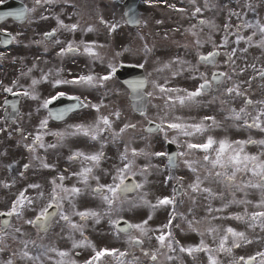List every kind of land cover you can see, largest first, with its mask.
I'll return each instance as SVG.
<instances>
[{"label": "flooded vegetation", "instance_id": "1", "mask_svg": "<svg viewBox=\"0 0 264 264\" xmlns=\"http://www.w3.org/2000/svg\"><path fill=\"white\" fill-rule=\"evenodd\" d=\"M9 0H3L7 2ZM32 8L34 0H15ZM127 0H54L52 4H44L43 0L40 6H36L33 13L28 14L26 20H21L20 23H15L10 19H5L0 22V40L7 39L4 35L5 31L11 36L15 37L12 43L8 45L0 44V211H6L12 200L19 195V192L24 190L29 184H38L40 189H28L26 195L29 197H36L42 190L43 198L37 201V209L44 206L49 198L52 185L50 181L53 177L63 173L66 177H70L64 181L68 187L76 185L83 188L84 186L77 182L75 176L71 173L78 172L81 168L79 161H71L68 157L76 150L85 153H93L98 151L104 152V158L101 159L99 167L94 169L95 175L100 177L101 183H111V174L114 171V165H119L120 153L124 151L125 145L137 150L146 149L147 151L159 152L169 151L175 148L170 146L163 140V134H147L144 129L147 123L143 117L132 110L131 100L129 98V88L124 82L128 79L133 80L138 77V65L145 64V68L141 69L143 76L151 73L150 80H156L163 84L167 79L169 86L192 89L194 84L185 79L187 73L174 76L175 82H170L169 71L167 69L172 67V74L179 68L176 63L178 59L191 61L193 64L197 61V49L194 46L195 39L193 32L201 41H205L203 46L199 49L200 53L207 55L213 50L212 41L217 45L221 43L224 35V24L229 21V12L235 10L237 12L244 11L247 13L246 19L255 20L257 17L264 22V0H252L258 7L254 11L242 9L240 4L244 0H215V7L206 8L205 0H135V3L126 4ZM174 5L175 7H171ZM125 6L128 7L129 14L135 15L141 20L139 25L127 24L124 17ZM200 7L201 12L195 13V8ZM183 9V11H179ZM131 10V11H130ZM195 13V15H194ZM41 16L47 19H41ZM57 17L66 25L74 23L79 24V28L75 31H69L60 28L57 23ZM100 17L109 23H117L119 27L115 31H109L108 27L100 23ZM200 20H206L214 23L217 27L210 28L208 24L201 25ZM240 21L235 17H231L232 30L235 31V25ZM193 25L196 27L193 28ZM91 27L92 31H87ZM57 29L56 35L52 39L45 40L44 34ZM244 36L251 35V30H243ZM4 35V37L2 36ZM211 37V41H209ZM235 39V37H231ZM259 37H254V40ZM60 40L57 44L55 41ZM69 42L78 45L80 50L76 53H66L59 55L61 48H66ZM83 42V43H82ZM93 45L94 51L99 58H93L83 51V45ZM145 45L150 49L145 53ZM235 46V45H232ZM240 48L247 47L243 42L239 45ZM221 53L225 49H219ZM230 50V48L228 49ZM119 54V55H117ZM237 55H240L238 52ZM245 55L247 63H255L257 68L264 65V50L258 47H250ZM225 57H218L220 65L224 64ZM245 59L237 60L240 67L244 66ZM114 64L117 68L116 74L112 79L107 81L104 86L88 87L83 85L73 84H55V80H72L74 77L81 75L92 74L100 77L107 75L111 69L109 64ZM169 65V67H165ZM31 69V72H29ZM227 71L226 67L213 69L209 66H201V71H206L211 77L212 71ZM43 74H48L47 79H41ZM254 75L251 68L247 72L240 74L239 77H234L237 82L246 81ZM33 79L40 81L35 85V91L38 96L37 100H33L24 96H13L11 93H5V87H12L13 91H23L25 89L31 91V82ZM15 82V83H14ZM229 83L221 85L220 91L223 92L224 87L229 86ZM261 81L259 78L251 83L242 85L243 89H248L249 98L255 100L264 99V89L260 87ZM151 91V85L147 87ZM58 92H64L66 95H79L82 99L85 97L92 103L103 102L107 107L102 108L101 111L107 115L109 112L120 109L122 117L115 121L114 128L118 131L125 122L131 121L137 123L135 131L129 130L125 136L113 141L108 133H104L101 139L92 140L90 137L83 135L66 136L65 139L57 144V148L44 149L37 148V154L44 159L47 164L53 165V168H43L40 162L33 160V154L30 153L25 144H31L34 136L37 134L39 124L42 119L48 118V109L40 107L44 99L56 95ZM220 93L213 92L209 96H205L204 103L192 110L178 108V114L185 118L194 117L199 120L204 116H215L217 121L222 123V127L218 128L214 135L217 138L227 136L231 140H247L249 137L260 140L264 139V132L257 129H246L243 127H236L232 121L226 120L227 112L222 110L219 100L208 103L212 96H219ZM5 99L10 103L6 106ZM229 101V107L239 109L243 106V99L240 97H224ZM17 102V112L11 108V102ZM67 99L54 101L49 108H60L68 104ZM153 104L163 106L162 99H154ZM7 107V111L5 108ZM251 110V109H250ZM175 112V111H174ZM200 112V113H199ZM157 109L153 108L151 104L148 106L149 117L156 118ZM199 113V115H198ZM97 113L94 109L82 108L70 112L63 120L48 119L46 130H40L43 135V142L45 144L57 143L55 136L51 135L54 132L71 131L68 125L85 124L88 125L94 122ZM114 119V118H113ZM22 130V133L18 131ZM27 136V140H24ZM103 143V148H101ZM151 145V147H148ZM246 151L249 153H256L259 151V146L248 145ZM138 165H144L147 161L140 157L137 159ZM152 163L158 166L150 171L148 176L149 183L145 190L149 192L148 199L155 203L158 196L171 194V182H167V163L166 158H152ZM29 164L27 171L24 170L23 165ZM19 171L10 170L9 166ZM19 172H24L21 177ZM177 176L184 177V183L187 184L193 178L187 169L181 167L176 170ZM141 179L137 177V180ZM13 180L15 183L13 184ZM4 184L10 185L5 187ZM91 187L96 186V182L90 181ZM131 198V195H130ZM249 199L257 201L259 193L255 190L251 191L248 196ZM75 206L77 211H84L86 209H93L102 211L100 200L93 196L90 189L84 191L76 197ZM205 202H201L203 204ZM214 207L220 206V201L213 202ZM65 210L69 213L72 207L67 202L64 205ZM191 207L187 200L184 204L178 206V211L181 213H188ZM254 210L249 208V211ZM171 208L157 209L154 213L151 209L145 207L144 218L152 214V219L149 221V226L157 228L167 222L168 212ZM243 207L231 206L222 215L228 216L232 213L242 212ZM194 214L197 219L204 217L205 209L200 206L194 209ZM26 218H34V212L28 211ZM6 217L0 216V220ZM75 223H81L78 216H72ZM134 222L139 221L136 215L131 217ZM15 225L17 222L12 220ZM174 224H180L179 228L174 229L176 240L182 245L199 244L201 237L196 233L187 229V225L180 219L173 221ZM214 225H219L221 228L233 227L237 231H244L246 235L253 240L252 244L243 245L240 248L233 249L231 255L220 253L217 256L220 264H233V260L240 256H249L255 254L257 251L264 250V240H258L257 237H264V232H261L257 227L254 230L248 228L247 224L242 221L234 219L215 220ZM23 231L26 233L25 239L34 240L36 243H43L49 246H55L60 250H70L73 258L78 264H84L93 254L92 248L80 247L72 249V240L79 241L83 237L95 245L97 249L100 248H120L121 250L128 247L125 243V237L120 236L116 239L111 230V225L106 216L102 217L97 223L93 219H88L84 222L83 237L80 232H72L69 238L70 229L63 222L57 223L53 221L49 231L45 233H37V230L30 225H22ZM203 227V226H202ZM184 229V231H181ZM149 235H152L151 233ZM205 242L212 247L213 243L211 236L204 237ZM6 243L8 248L0 253V260L6 261L11 253L15 251L19 245L17 241L7 238ZM158 247L154 236L152 239L148 237L143 238V248L146 250H154ZM135 254L141 257L142 264H149V260L143 257L139 249H131ZM78 253V255H77ZM181 257L183 264H209L207 254L198 253L193 257L186 253H176ZM130 258V257H129ZM163 257L160 260L163 261ZM181 260L174 261L173 264H181ZM16 264H23L22 261L17 260ZM104 264H114L110 258H104Z\"/></svg>", "mask_w": 264, "mask_h": 264}, {"label": "snow or ice", "instance_id": "2", "mask_svg": "<svg viewBox=\"0 0 264 264\" xmlns=\"http://www.w3.org/2000/svg\"><path fill=\"white\" fill-rule=\"evenodd\" d=\"M3 0H0L2 3ZM54 0H43L44 4H52ZM150 2V0H145ZM42 0H34V6L29 8L27 6L9 10L0 13V20L6 17H14L17 20H26L28 14L35 12L36 6H40ZM239 4V0H238ZM215 0H205V7H215ZM171 7H175L172 5ZM242 9L254 11L258 5L252 0H244L240 4ZM131 11V10H130ZM183 11V9H179ZM200 7L195 8V13H200ZM194 13V15H195ZM247 13L244 11L237 12L231 10L229 12V21L224 24L221 43L216 44L212 41L213 50L207 55L200 53L199 49L203 46L205 41H201L197 33L192 35L197 37L194 46L197 49V61L193 64L191 61L178 59L176 63L179 68L173 72V76L187 73L185 79L194 84L192 89L171 87L166 79L163 84L156 80H150L151 73L147 75L126 81L131 89L132 110L138 112L147 127L144 131L147 134H163V140L170 146L175 148L169 151H147L146 149L137 150L125 145L124 151L120 153L119 165H114V171L111 174V183H101L100 177L95 175L94 169L99 167L101 159L104 158V152L98 151L93 153H85L80 150L72 152L68 157L71 161H79L81 168L78 172L71 173V176L77 178V182L84 187H77L75 184L68 187L64 184L66 177L63 173L53 177L50 181L52 188L49 193L47 203L37 209V201L43 198V191L41 190L36 197H29L26 195L28 189H40L38 184H29L24 190L19 192V195L12 200L10 207L6 211H0V216L6 219L0 220V253H3L8 245L7 238L17 241L19 247L11 253L9 258L4 261L0 260V264H16L17 260L23 264H78L73 258L70 250H60L55 246H49L43 243H36L34 240L25 239L26 233L23 231L22 225L33 226L37 233H47L55 220L57 223L63 221L70 229L69 238L72 232H80L83 237L84 222L88 219H93L99 223L100 219L106 216L111 225V230L116 239L123 235L127 248L121 250L120 248H100L97 249L87 237L76 241L72 240V249L80 247L92 248L93 254L90 258L84 261V264H104V258H110L114 264H142L141 257L135 254L131 249H139L143 257L148 258L149 264H173L174 261L181 260L176 253L184 254L195 259L196 254L205 253L208 257L209 264H220L217 259L218 254L224 253L231 255L233 249L240 248L246 244H252L250 239L244 231H237L233 227L221 228L219 225H214L215 220L234 219L242 221L247 224L248 228H260L264 232V139L256 140L249 137L247 140H231L227 136L217 138L214 132L222 127V123L217 121L215 116H204L199 120L194 117H183L174 115L177 107L192 110L200 107L204 103V97L211 95L213 92L220 93L219 96H212L208 103H213L219 100L222 110L227 112L226 120L232 121L236 127H243L246 129H257L264 132V99L253 100L248 96V89L242 90L243 84H248L249 88L253 80L259 78L261 81L260 87L264 89V65L257 68L256 64H248L245 55L250 47H258L264 50V22L259 17L255 20L246 19ZM126 23L132 25H139L141 20L135 15L129 16L126 12ZM235 16L240 22L235 25V31L232 30L231 17ZM41 19H47L41 16ZM57 23L60 28L75 32L79 28L78 23L66 25L57 17ZM100 23L108 27L109 31H115L119 25L117 23H109L103 17H100ZM201 25L208 24L210 28L215 29L217 26L206 20H200ZM196 26L193 25V28ZM251 30V35L244 36L243 30ZM89 27L87 31H92ZM57 29L44 34L45 40L52 39L56 35ZM7 39L0 40V44L8 45L12 43L15 37L4 33ZM259 39L254 40V37ZM235 37V39H231ZM211 41V37H209ZM57 44L60 40L55 41ZM243 42L247 47L240 48L239 45ZM83 43V42H82ZM235 45V46H232ZM225 49L223 53L219 49ZM230 48V50H228ZM80 50L78 45L69 42L66 48H61L59 55L66 53H76ZM83 51L93 58H99L94 51L93 45L84 44ZM145 53L150 49L145 45ZM240 55H237V53ZM3 53H0L2 56ZM119 55V54H117ZM225 57L224 64L220 65L218 57ZM245 59L243 67L237 64V60ZM211 66L213 69L226 67L227 71H212L211 77L206 71H201V66ZM139 68L144 69L145 64L138 65ZM169 67V65H165ZM111 71L104 76H94L92 74L81 75L74 77L72 80H55V84H73L83 85L88 87L104 86L105 83L112 79L116 74L117 68L114 64H109ZM251 68L254 75L246 81H239L234 77H239L240 74L245 73ZM31 72V69H29ZM48 74H43L41 79H47ZM40 81L33 79L31 82V91L25 89L23 91H13L12 87H5V93H11L13 96L29 97L37 100L38 96L35 91V85ZM229 86L224 87L223 92L220 91L221 85L229 83ZM15 83V82H14ZM151 85V91L147 87ZM224 97H240L243 99V106L239 109L229 107V101ZM69 101L64 107L49 108L54 101L61 99ZM154 99H162L163 106L153 104ZM5 105L10 102L5 99ZM157 109L156 118L153 119L148 115V106ZM40 107L48 109V118L42 119L39 124L37 134L34 136L31 144H25L27 150L33 154L32 159L40 162L43 168H53V165L47 164L42 157L37 154V148L48 149L57 148V144L65 139L66 136L83 135L90 137L92 140H99L104 133H108L113 141L121 138L129 130L135 131L137 123L131 121L125 122L123 126L116 131L114 123L120 120L122 112L120 109H115L105 115L101 109L107 107L101 101L100 103H92L86 97L84 99L79 95H66L64 92H58L50 98L44 99ZM11 108L17 112V102H11ZM82 108L94 109L97 116L94 122L85 124L68 125L71 131L54 132L51 135L55 136L57 143L45 144L43 142V135L40 130H46L48 119L63 120L70 112ZM251 109V110H250ZM7 111V107L5 108ZM114 118V119H113ZM2 131V129H0ZM18 131L22 133L21 129ZM27 140V136H24ZM248 145L259 146V151L256 153H249L246 151ZM151 147V145H148ZM103 148V143H101ZM143 157L147 162L144 165H138L137 159ZM166 158L167 163V182H171V194L158 196L153 203L148 199L149 192L145 190L149 183L148 176L153 168L158 166L152 163V158ZM29 164H24L25 171L29 169ZM181 167L191 173L192 179L189 183H184L183 176H177L176 170ZM10 170L19 171L9 166ZM21 177L24 172H19ZM137 177L141 179L137 180ZM95 181L96 186L91 187L90 181ZM15 180H13V184ZM5 187H10L4 184ZM84 189H90L93 196L97 197L102 205V211L93 209H86L84 211H77L75 206V199ZM259 193V199L253 201L248 198L251 191ZM131 194V198H130ZM190 202L191 207L188 209L186 215L178 211V206ZM219 200L220 206L214 207L213 202ZM205 202L201 204V202ZM72 207L71 213L65 210V203ZM202 206L205 209L204 217L197 219L194 214V209ZM231 206L243 207L242 212L232 213L228 216L222 215ZM140 207H147L154 213L157 209L171 208L168 212L167 222L157 228L149 226V221L152 219L150 213L147 219L140 222H129L124 219L127 212ZM254 210L249 211V208ZM28 211L34 212V218H26ZM72 216H78L81 223H75ZM17 222L15 225L12 220ZM180 219L187 225V229L196 232L200 237L199 244L182 245L176 240L174 229L179 228L180 224H174L173 221ZM123 221V227H120ZM203 226V227H202ZM184 231V229H181ZM152 235H149V234ZM154 236L158 247L154 250H146L143 248V238L148 237L152 239ZM211 236L215 247L210 246L205 242L204 237ZM258 240H264V237H257ZM78 255V253H77ZM130 257V258H129ZM163 257V261L160 260ZM181 264H183L181 260ZM233 264H264V250L257 251L253 255L247 257L240 256L233 260Z\"/></svg>", "mask_w": 264, "mask_h": 264}, {"label": "rangeland", "instance_id": "3", "mask_svg": "<svg viewBox=\"0 0 264 264\" xmlns=\"http://www.w3.org/2000/svg\"><path fill=\"white\" fill-rule=\"evenodd\" d=\"M125 135L126 134H124L123 136H125ZM130 214H131V211L130 212H127L125 215L129 216ZM144 214H145L144 211L142 212V211L138 210V215H136V217L139 218V222L142 221V220H144V218L140 219L141 217H144Z\"/></svg>", "mask_w": 264, "mask_h": 264}]
</instances>
